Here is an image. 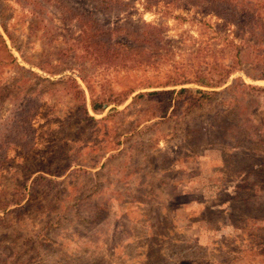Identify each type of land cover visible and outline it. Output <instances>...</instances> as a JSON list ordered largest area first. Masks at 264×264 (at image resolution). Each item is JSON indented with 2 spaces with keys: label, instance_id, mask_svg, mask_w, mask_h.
I'll return each mask as SVG.
<instances>
[{
  "label": "rangeland",
  "instance_id": "374dc122",
  "mask_svg": "<svg viewBox=\"0 0 264 264\" xmlns=\"http://www.w3.org/2000/svg\"><path fill=\"white\" fill-rule=\"evenodd\" d=\"M0 264H264V0H0Z\"/></svg>",
  "mask_w": 264,
  "mask_h": 264
},
{
  "label": "trees",
  "instance_id": "16d2710c",
  "mask_svg": "<svg viewBox=\"0 0 264 264\" xmlns=\"http://www.w3.org/2000/svg\"><path fill=\"white\" fill-rule=\"evenodd\" d=\"M105 5L110 6L111 0H101ZM208 3H217V0H207ZM101 3V2H100ZM160 26L151 24L148 22H143L140 26L142 28L141 30L135 32L136 37L130 38V36H125L124 39L122 38H113L110 35L111 29L108 32H104L103 34L106 35V38L104 40H97L96 42L92 43L91 46L85 45V50L87 52H93L95 53L94 55L98 59H102L103 61H111L112 64L114 65H119V64H132L135 63L137 60V56L140 55L141 51H143L144 48H140L141 44H152L158 39H161L160 37V31L159 28ZM123 28H117V30H122ZM116 30V29H115ZM100 31V30H99ZM102 35V32H100V36ZM82 36V34H81ZM80 36V37H81ZM128 37V38H127ZM140 50V52H138ZM218 65V70L216 73V78L215 80L211 81H206L202 82L201 85L206 86V87H215L218 86L220 83L225 82L226 78L229 77V75L232 73L235 63H221V62H216ZM81 81L84 83L85 87L87 88L89 94H90V105L91 109L94 112H99L104 110L107 106L110 104H120L123 99H126L132 92L131 89H128L124 92H119L116 94H108L105 95V97H94L93 95V88L92 85L89 83V81L83 77L80 76ZM69 80L72 81V83L76 87L77 93H79V96L81 97V109H84V113L87 115L88 118L89 116L87 112L85 111V104H86V99H85V94L83 88L80 86V84L77 83L75 78H69ZM183 90H186V88H182ZM93 119V118H91Z\"/></svg>",
  "mask_w": 264,
  "mask_h": 264
}]
</instances>
